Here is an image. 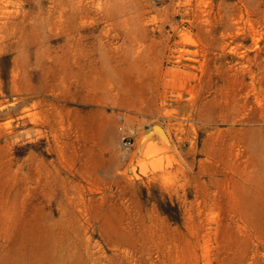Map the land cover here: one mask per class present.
<instances>
[{
  "label": "rangeland",
  "instance_id": "obj_1",
  "mask_svg": "<svg viewBox=\"0 0 264 264\" xmlns=\"http://www.w3.org/2000/svg\"><path fill=\"white\" fill-rule=\"evenodd\" d=\"M0 264H264V0H0Z\"/></svg>",
  "mask_w": 264,
  "mask_h": 264
},
{
  "label": "built area",
  "instance_id": "obj_2",
  "mask_svg": "<svg viewBox=\"0 0 264 264\" xmlns=\"http://www.w3.org/2000/svg\"><path fill=\"white\" fill-rule=\"evenodd\" d=\"M133 147V141L131 138L126 137L123 141V149L125 151V154H128L130 152V150Z\"/></svg>",
  "mask_w": 264,
  "mask_h": 264
},
{
  "label": "water",
  "instance_id": "obj_3",
  "mask_svg": "<svg viewBox=\"0 0 264 264\" xmlns=\"http://www.w3.org/2000/svg\"><path fill=\"white\" fill-rule=\"evenodd\" d=\"M154 125L147 131L148 135L153 132ZM153 135H158L159 136V133L158 132H153Z\"/></svg>",
  "mask_w": 264,
  "mask_h": 264
},
{
  "label": "bare ground",
  "instance_id": "obj_4",
  "mask_svg": "<svg viewBox=\"0 0 264 264\" xmlns=\"http://www.w3.org/2000/svg\"><path fill=\"white\" fill-rule=\"evenodd\" d=\"M158 127V126H157Z\"/></svg>",
  "mask_w": 264,
  "mask_h": 264
}]
</instances>
